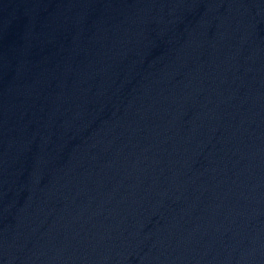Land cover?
I'll return each instance as SVG.
<instances>
[{"label": "water", "instance_id": "water-1", "mask_svg": "<svg viewBox=\"0 0 264 264\" xmlns=\"http://www.w3.org/2000/svg\"><path fill=\"white\" fill-rule=\"evenodd\" d=\"M0 264H264V0H0Z\"/></svg>", "mask_w": 264, "mask_h": 264}]
</instances>
